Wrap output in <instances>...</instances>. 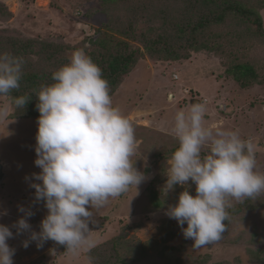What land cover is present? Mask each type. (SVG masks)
Returning <instances> with one entry per match:
<instances>
[{
  "label": "rangeland",
  "instance_id": "374dc122",
  "mask_svg": "<svg viewBox=\"0 0 264 264\" xmlns=\"http://www.w3.org/2000/svg\"><path fill=\"white\" fill-rule=\"evenodd\" d=\"M0 3L5 6L0 7V36L4 43L32 42V52L46 45L48 54L55 52L53 57L45 55L40 59L34 53L30 58L48 71L68 63L76 49H84L86 53L92 50L100 36L95 32L106 31V18L99 13L106 6L100 0H0ZM106 8L116 15L111 24L113 29L120 30L123 23H117L115 18L130 17L126 4L115 1ZM259 14L264 28V9ZM158 25L154 19H142L135 30L138 39L129 40L130 45L142 53L141 32L153 28L157 33ZM228 27L257 41L255 30L250 27L247 32L236 18L229 20ZM150 34L148 38L153 40ZM107 36L123 40L116 32L109 31ZM106 46L109 51L119 49L114 43L108 44V40ZM44 60L50 61V65ZM111 99L134 126L137 146L132 159L134 167L147 179L138 186L137 193L135 187H130L121 196L110 198L103 207L93 209L96 223L89 225L92 253L72 256L53 241H47L39 249L33 242L25 249L22 241L27 239V233L17 236L15 229L10 228L14 238L8 244L16 250L13 264H264V194L243 202L232 200L227 209L226 233L218 242L194 249L177 222L165 215L184 189L175 186L166 196L162 191L167 162L177 147L172 133L174 115L178 109L187 110L192 100L206 105L207 126L238 131L242 138L251 141L256 170L264 173V86L240 89L225 74L220 59L208 53L171 62H157L144 53ZM0 110L7 112L0 118V165L4 173L0 182V212L7 210V215L0 216V223L13 224L23 215L18 206H24L34 213L29 223L38 232L47 209L43 201L35 200V189L31 187L40 183L32 178L33 173L40 172L34 164L37 120L10 119L14 109L4 97L0 98ZM194 187L189 181L190 194H195ZM148 188L157 193L160 208L151 204ZM168 234L174 238L164 243Z\"/></svg>",
  "mask_w": 264,
  "mask_h": 264
},
{
  "label": "clouds",
  "instance_id": "9594fccd",
  "mask_svg": "<svg viewBox=\"0 0 264 264\" xmlns=\"http://www.w3.org/2000/svg\"><path fill=\"white\" fill-rule=\"evenodd\" d=\"M24 64L21 56L0 53V96L20 89ZM51 79L36 93L34 164L40 172L32 178L40 183L31 185L47 214L38 232L29 223L34 213L24 206H18L23 215L13 224L0 223V264H13L16 250L8 244L14 238L10 228L17 236L27 233L22 241L25 249L33 242L39 249L53 241L72 256L89 252L93 247L89 225L96 223L93 209L130 187L137 193L147 179L132 159L137 146L134 126L113 105L109 82L85 50H74ZM30 99L12 97L15 107L22 109ZM206 112L204 103L175 112L172 133L177 147L167 162L162 189L165 196L175 186L184 189L165 215L177 222L194 249L222 238L232 200L243 202L264 194V173L256 170L251 141L238 131L207 126ZM6 115L0 110V118ZM189 181L195 186L194 195L188 190ZM3 215L7 210L0 212Z\"/></svg>",
  "mask_w": 264,
  "mask_h": 264
},
{
  "label": "trees",
  "instance_id": "16d2710c",
  "mask_svg": "<svg viewBox=\"0 0 264 264\" xmlns=\"http://www.w3.org/2000/svg\"><path fill=\"white\" fill-rule=\"evenodd\" d=\"M100 1L104 7L114 4L115 1L125 3L130 16L127 20H124L122 16L115 18L117 23H123L120 30L116 31L111 25L116 15L113 16V13L106 7L104 10L99 9V13L107 21L104 26L106 31L95 32L100 36L92 45L94 50L87 52L92 60L100 66L103 77L109 82L110 96L123 83L124 78L133 71L144 53L157 62L189 60L194 54L208 53L220 59L225 74L240 89L246 90L255 85L264 86V28L259 14V11L264 9V3L259 2L260 0ZM0 7L5 8L2 3H0ZM6 14L9 15L8 12ZM144 15L150 18H146ZM232 17L239 20L247 32L250 27L254 29L257 41H251L241 31L230 29L228 22ZM142 19H154L159 24L157 28L159 32L156 33L154 30L155 33H151L154 32L153 28H147L146 32L140 33L144 36V38H140L144 50L141 53L139 48L130 45L129 40L137 41L138 38L135 35L139 34H136L135 30ZM124 23L126 24L124 25ZM109 31L116 32L123 40L117 41L116 38L108 37L107 32ZM149 34L154 37L153 40L148 38ZM107 40L108 44L114 43V46H119V49L109 51L106 46ZM32 45V42L27 41L19 42V44L13 42L6 44L4 38L0 36V53L8 52L21 56L25 61L20 89L13 91L8 97L0 96V98H7L13 106L14 112L10 115V119L37 120L39 112L36 110L38 102L36 93L43 85L53 82L51 74L55 70H46L43 65L34 63L30 56L35 53L34 57L38 56L40 59L41 57L44 59L45 55L46 58L53 57L55 52L48 54L50 50L45 51L46 45H42L39 50L32 52ZM48 60H44L46 65L51 63ZM20 95L31 98L23 109L16 108L12 100V97ZM147 192L151 204L155 208H160L161 203L157 193L151 188H148ZM225 223L227 231L228 220ZM173 238V235L168 234L166 238H163V242H169ZM90 253L92 251L87 252V255ZM86 258L91 260L88 256Z\"/></svg>",
  "mask_w": 264,
  "mask_h": 264
},
{
  "label": "water",
  "instance_id": "95a60500",
  "mask_svg": "<svg viewBox=\"0 0 264 264\" xmlns=\"http://www.w3.org/2000/svg\"><path fill=\"white\" fill-rule=\"evenodd\" d=\"M92 40L89 41V44H91ZM194 103H200L199 101L197 100H192L190 102V104H194ZM4 178V173H3V169H2V166L0 165V182L2 181V179Z\"/></svg>",
  "mask_w": 264,
  "mask_h": 264
}]
</instances>
